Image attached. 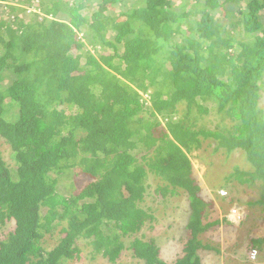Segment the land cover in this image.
<instances>
[{
    "label": "trees",
    "instance_id": "obj_1",
    "mask_svg": "<svg viewBox=\"0 0 264 264\" xmlns=\"http://www.w3.org/2000/svg\"><path fill=\"white\" fill-rule=\"evenodd\" d=\"M5 1L15 5L0 16V140L14 165L0 153V229L14 228L0 239V264H69L83 241L89 260L118 264L125 238L137 264H203L199 252L215 248L200 235L222 223L203 222L216 204L203 200L188 156L206 147L212 158L242 151L251 169L234 166L223 186H258L248 206L264 216V0ZM196 10L202 19L181 30ZM212 113L213 130L198 124ZM78 174L87 183L75 191ZM215 174L208 163L204 177ZM149 175L160 204L177 190L189 201L173 262L137 236L159 222L141 207ZM250 242L264 251V238Z\"/></svg>",
    "mask_w": 264,
    "mask_h": 264
},
{
    "label": "rangeland",
    "instance_id": "obj_2",
    "mask_svg": "<svg viewBox=\"0 0 264 264\" xmlns=\"http://www.w3.org/2000/svg\"><path fill=\"white\" fill-rule=\"evenodd\" d=\"M11 5H15V2H1L0 16H4V11L2 9L7 10V7ZM219 16L220 14L217 13V17ZM237 38L244 39L238 35ZM90 52L91 51L88 50V53ZM259 108L264 111V90L262 91ZM182 110L183 109L180 108L179 116L182 115ZM194 115L196 116L195 112ZM215 118V115L212 113L209 117H202V120L198 121V124L213 130L218 124L217 122L214 123V120H216ZM203 147H206V144ZM205 149H207V147L199 152H193V154L190 155L193 160L194 168L198 170L197 178L203 180L205 184L201 194L204 198L203 200L207 202L213 201L216 204V210L209 212V218H203V222L213 223L220 220L222 223L216 226V228L209 229L200 237L204 243L211 245L215 250H212V252L201 250L199 255L203 260V264H246V255L251 249V239L264 238V222L261 221L264 216L261 214L258 207L256 209L248 207V202L258 197L259 187L251 186L244 190V188H241L240 186L234 187L230 184V190L226 189L230 192V198L236 200L235 204L243 210L245 209V219L238 224L239 221L231 218L229 215L231 205H228V208L223 209L224 205L221 203L223 201L222 196L218 193L221 189H225V186H219L225 185L224 178L227 174L232 172L234 166L240 165L245 170H250V166L243 161L242 152H238L231 158L224 159L218 158L217 156L212 158L211 150L208 149L205 151ZM0 153L8 165H14V162H11L12 159L10 158V148L3 140H0ZM208 163H214V167L217 170V174L215 175L217 177H204ZM86 183L87 178L83 177L82 174L76 176L75 185L78 189H81ZM157 184V180L153 176H150L147 181L145 202L141 204V207L153 211L154 215L159 217V222L154 223L152 229L143 228L137 236H141L144 240L148 241L153 239L156 246L160 249V258L167 262H173L178 256L184 254V246L187 242L186 225L189 222L191 212L187 196L181 190V195L168 199L171 200V203L173 204L172 206L165 208L161 205L159 202L160 199L154 194ZM224 202L227 203V201ZM232 206L234 205L232 204ZM156 211H158V213ZM225 220L226 222H224ZM228 224H231V226ZM13 228L14 225L12 222H9L5 227L0 229V239L5 233L13 230ZM59 230L60 228L58 231ZM57 237L58 233H56L53 238L47 237L46 239L53 244ZM132 239H134V237H132ZM129 243V241H126V246H128ZM78 246L80 248V259L69 264H108L102 257L92 261L89 260V247L84 241L80 242ZM235 256L236 258L234 259ZM118 264L137 263L132 261L130 252H126L118 260Z\"/></svg>",
    "mask_w": 264,
    "mask_h": 264
},
{
    "label": "clouds",
    "instance_id": "obj_3",
    "mask_svg": "<svg viewBox=\"0 0 264 264\" xmlns=\"http://www.w3.org/2000/svg\"><path fill=\"white\" fill-rule=\"evenodd\" d=\"M190 1V6L191 5H195L196 4V2H197V0H189ZM205 2V0H198V3H204ZM190 8V7H189ZM178 12H180L179 10L177 11V13ZM192 16H191V18L190 19H188V20H185L184 22H182L181 24H179V28L182 30H185V31H188V29H189V26H191V22L192 21H200L202 18H201V10H196V11H194L192 14H191ZM220 17V16H219ZM217 19H218V17H217V14H216V21H217ZM220 23H221V20H220ZM172 32V31H171ZM173 32H175V31H173ZM171 35V33L169 32V34H168V36H170ZM88 50H90L91 52L90 53H88V54H91V53H93V49L90 47V46H86L85 47V51L86 52H88ZM112 51H110V50H108V53H111ZM231 52V55H232V51H230ZM77 54L78 53H80V52H76ZM146 99H147V101H149L148 99L149 98H147V96H144ZM180 108H182L183 110H182V115L181 116H179V114H180ZM67 111V110H66ZM186 111H187V108H186V106H185V104H180L179 106H178V109H177V114H176V116H174V118H173V120L175 121V122H177V121H179L180 119H183V118H185V116H186ZM66 114V113H65ZM193 116H195L194 115V112H193ZM195 118H196V116H195ZM159 119V121H160V123H161V126L160 127H158L157 128V130H159V131H164V132H167V128H166V124H167V120L166 119H164L163 117H159L158 118ZM219 122V121H218ZM155 135L156 136H154L155 138H158L159 139V137L161 136L160 134H157V133H155ZM167 139H171V136L169 135V136H167ZM8 145V144H7ZM9 146V145H8ZM10 148V147H9ZM184 151H186V150H184ZM11 152V151H10ZM195 152H197V151H195ZM238 152H242L241 150H236V151H234V152H232V155L229 157V158H231L232 156H234V155H236ZM191 154H193V152H191V153H188V156H189V158H190V160H191V163H192V167H193V178H194V180H197V181H199L200 179H198L197 178V174H198V170L197 169H195L194 168V164H193V160H192V158L190 157V155ZM146 155V153H142V156L140 155V154H138V155H136V163L138 164V165H140V162L138 161V159L141 161V166H143L144 168H145V165L143 164V162H142V157L143 156H145ZM3 158V157H2ZM11 158V157H10ZM224 159H228V158H224ZM4 160V159H3ZM6 162V161H5ZM249 164V163H248ZM249 166H250V164H249ZM10 167H12L11 165H10ZM250 169H251V166H250ZM232 172H233V170H232ZM231 172V173H232ZM206 173V172H205ZM205 175V174H204ZM228 175V174H227ZM150 176H152V175H149V177ZM149 179V178H148ZM148 181V180H147ZM200 183H201V187L202 188H204V186H205V184H204V182H203V180H200ZM232 186H234V187H237V186H240L241 188H244V190H246V189H248L249 187H251V186H249V185H245V184H242V185H240V184H238V183H230ZM230 184H228V187H229V189H227V190H230ZM86 185V184H85ZM84 185V186H85ZM83 186V187H84ZM82 187V188H83ZM222 187H224V186H222ZM81 188V189H82ZM225 189H221L220 190V192L218 193V194H220V196H222V198L224 197V198H230V192H228L227 190H226V186L224 187ZM81 189H78L77 187H76V185H75V191H80ZM173 190V189H172ZM74 191V192H75ZM177 191H180V190H177ZM184 193V192H183ZM162 202V201H161ZM160 202V203H161ZM188 203H189V201H188ZM236 203V202H235ZM233 204L234 206H232L231 205V208H230V213H229V215H230V217L231 218H234V219H236L237 221H239L238 222V224H240L244 219H245V209L243 210L241 207H239V206H237L236 204ZM161 205H163L165 208H168V207H170V206H172L173 204L171 203V200H167L166 202H165V204H161ZM249 207V206H248ZM189 208H190V206H189ZM190 212H191V209H190ZM191 214V213H190ZM262 222H264V219H262L261 220ZM188 224V223H187ZM186 227H187V225H186ZM202 235H200V237H201ZM134 237V236H133ZM132 238V237H131ZM201 239V238H200ZM126 241H129V239H124V242H125V249L121 252V255H120V258L122 257V255L124 254V253H126V252H128L127 251V247L128 246H126ZM263 252L264 251H259V250H250V252H248V254L246 255V257H248V258H250L252 261H256V264H264V254H263ZM255 253V255H253ZM119 258V259H120ZM236 258V256L234 257V259ZM104 260H106L105 258H103ZM170 262V261H169Z\"/></svg>",
    "mask_w": 264,
    "mask_h": 264
},
{
    "label": "built area",
    "instance_id": "obj_4",
    "mask_svg": "<svg viewBox=\"0 0 264 264\" xmlns=\"http://www.w3.org/2000/svg\"><path fill=\"white\" fill-rule=\"evenodd\" d=\"M253 255H255V253Z\"/></svg>",
    "mask_w": 264,
    "mask_h": 264
}]
</instances>
